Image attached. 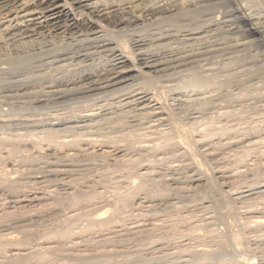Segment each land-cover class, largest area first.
I'll return each instance as SVG.
<instances>
[{"label": "rangeland", "instance_id": "1", "mask_svg": "<svg viewBox=\"0 0 264 264\" xmlns=\"http://www.w3.org/2000/svg\"><path fill=\"white\" fill-rule=\"evenodd\" d=\"M188 1L187 17L179 20L180 25L174 24L179 28L160 24L148 31L156 34L167 28L179 33V38L201 31L199 36L205 41H199L203 45L191 42L196 44L193 46H189L190 42L174 44L178 46L176 54L191 53L189 63L169 72L173 73L167 76L169 80L150 77L144 81L160 94L156 98L168 109V121L163 126L151 122L150 117L131 114L125 107L101 113L94 118V126L82 130L84 126L66 115L71 110L68 104L74 107L79 101L77 96L58 103L45 101L44 109L36 110L20 107L29 99L13 98L11 102L0 97L4 103L16 104L12 109L0 105V139H9L0 144V264H15V260L16 264H243L244 258H250L253 264H264V224L259 228L253 222L256 216L264 215V48L260 43L264 35L259 39L244 35L227 1ZM259 14L255 16L264 15L262 11ZM233 27L238 29L232 31ZM241 42L247 44L238 45ZM10 46H1L0 53H12L15 48ZM20 69L27 70L11 71L10 76L0 73V83L23 81L28 77V67ZM0 92V96L10 95L3 89ZM64 111V117L71 122L65 127L70 129L60 133L58 140L65 142L39 144L37 138L17 136L27 131L25 124L31 117L47 124L52 116ZM121 113L126 118L123 121ZM31 114L36 115L35 119ZM102 116L110 119L102 120ZM46 128L35 126L30 130L39 133ZM246 139L248 142L239 143ZM180 140L187 149L179 145ZM63 143L67 145L64 148ZM235 143L238 144L229 146ZM121 149V153L112 155ZM100 152L106 156L92 157ZM66 153L74 158L63 157ZM120 155L123 161H115ZM197 178L203 179L191 182ZM72 198H80L81 205L73 207ZM102 208L109 209V213L101 218L106 225L98 226L93 215L104 212ZM5 237L14 238V243H4ZM42 243H47V250ZM33 252L40 257L37 253L34 257Z\"/></svg>", "mask_w": 264, "mask_h": 264}, {"label": "bare ground", "instance_id": "2", "mask_svg": "<svg viewBox=\"0 0 264 264\" xmlns=\"http://www.w3.org/2000/svg\"><path fill=\"white\" fill-rule=\"evenodd\" d=\"M187 1L188 0H166L165 2L159 1V0H0V48H2L1 46L7 45V44H10L11 46H13L15 48L14 50L11 51L12 53L14 51L13 54L12 53L8 54L9 51H8V53H0V66H1L0 67V73H2L3 75L8 73L7 75L10 76L9 72L12 71L11 73H13V71H15V70L18 71V69L22 71V69H20V68H27L28 67V74H26V75H28V77L27 76L24 77L26 80H24V78H23V81L21 80V82H19L20 80L19 81L14 80L13 82L12 81L5 82V81L1 80V82L3 81V82H5V84L0 83V90L3 89L7 93H10V95H7L6 97L1 95L0 97L1 98H8V101L13 99V98H14V100L17 99V101H19V98L20 99L21 98L22 99H29V101H27L26 103L25 102L22 103L23 105L20 106V107L27 108L29 110L30 109L36 110V109L43 108V106H44L43 104L44 103L46 104L47 101H51V100L53 102L56 101V103H58V100H62V99L66 100L67 97H76V96H77L76 100H79L73 104L74 107H71L72 105L69 106L70 103L68 104L69 109H71L70 112H68L69 114L66 111H64L63 114L61 112L60 113L58 112L59 114L55 115L54 117L52 116V119H50V120H48L49 118L48 119L45 118L46 120H48L47 124H45L44 120H42L41 118L35 119L34 116H36V115L31 114L30 116L33 115V117H34L33 119H35V120H30L32 117L29 120L26 119L27 121H26L25 125L30 126V127L26 126V129L28 128L27 131L24 130V131H26L25 133L22 132V134H19L17 136L20 138H28V140H29V138L30 139L31 138H37V141L39 144H41V142H47L48 144L51 142L54 143L56 140H58L60 138L59 135L63 134L62 132L64 130L70 129L69 126L65 127L66 125L71 123V122L69 123L68 119L66 118L68 115H71L72 118H74L76 121L74 119L73 120L76 123H79L78 124L79 126H82V127L84 126L82 128V130H84V129L87 130V129H89L88 126L89 127L94 126L93 120L96 116L100 117L101 113L103 115L104 114L103 112L112 110L113 108L128 107L129 110L131 111V112L128 111L129 113H131V114L132 113H138L140 116L142 115V117L143 116L150 117L153 119V120H151V122H155V124H158V125L168 121L167 118L169 117V114L167 116V113H166L168 109L167 110L165 109L166 107H164V105L162 104V102H163L162 100L158 101L159 98L158 99L156 98L157 94H155L154 90L152 91V89L148 88L146 85L148 83L145 84L144 81H146L150 77L151 78L152 77H155V78L161 77V80L163 78L164 81L168 78L167 76H169V78L172 77L173 73H171V75H169L168 74L169 72L176 70L175 68L182 65V64L186 63V65H187V63H189L188 59H191L189 56V54L191 55V53H189L187 55L183 54L185 56H180V54L177 53V54H179L177 56V54L175 53V50L177 49L176 48L177 45L174 46V44L181 43V42L186 44V43L190 42L189 46H193L196 44L190 45L191 42L192 43L193 42H199L200 40H203L202 39L203 36L202 37L199 36V34H201V31L196 32L195 30L193 31L192 29H191V32L193 31L192 33H189V34L185 33L186 35H181L182 38H179L177 36V34H179V33H177V34L171 33L170 30H166L167 28L164 29L165 31H162L161 33H159L160 31L159 32L155 31L156 34H152V32H151V34H148V31H150V29L155 27L156 25H159V27L162 24H166L167 26H174V24L178 23L179 20L186 18L188 14H187V9H186L187 5L185 6V4H187L189 2V1L188 2ZM199 1L201 3H210V4L211 3L212 4H218L221 2L227 1L228 3H230L232 5V9H233L232 13L236 16L238 23L240 24V26H242L244 28V32H245L244 35H246L247 37H254V38H258V39L263 37V35H264V15H263V17L262 16L258 17L255 15H260L259 13L261 11L264 13V0H199ZM254 9H256L257 11H255ZM230 10H227V11H230ZM258 10L260 11L259 13H258ZM223 11H224V9H223ZM218 13L219 12H217V14ZM229 14L231 15V13H229ZM226 15H228V13ZM216 18H222V17L216 16ZM215 21L218 22L219 20L218 21L215 20ZM220 21H222V20H220ZM172 22H175V23H172ZM222 23H226V22H222ZM166 25H164V26H166ZM176 26L177 25H175L174 27H176ZM226 26H228V25H225V27ZM177 27L179 28V26H177ZM170 28L173 29V27H170ZM202 28L205 29L206 27H202ZM207 28H209V27H207ZM162 29H159V30H162ZM236 29H238V28L237 27L231 28L232 31L236 30ZM157 30H158V28H157ZM187 31H190V30H187ZM187 31H185V32H187ZM227 31H230V29H228ZM155 32H153V33H155ZM205 32H207V31H205ZM175 33H176V31H175ZM258 39H256V40H258ZM243 40H245V39H243ZM263 40L260 39V43L264 48V41ZM175 41H177V42H175ZM249 42H251V41H249ZM237 43H239V42H237ZM243 43L247 44V42H243ZM243 43L241 42V44H238V45H242ZM200 45H203V43L202 44L200 43ZM238 45L234 44L233 46L237 47ZM189 46L186 45V47H189ZM244 46H246V45H243L242 48ZM258 46H259V44H258ZM221 48L222 47H220V49ZM239 48L240 47H238V49ZM213 49H215V48H212V50ZM9 50H11V48ZM209 51H210V49H209ZM205 53L207 54L208 51H206ZM205 53H204V55H205ZM196 54H199V52ZM251 59H253V58L251 57ZM196 60H197V58H196ZM198 60H201V59H198ZM189 61H193V60H189ZM195 63H196V61H195ZM199 64H201V63H199ZM2 65H6L7 67L4 66L6 68H2L3 67ZM54 65H56V67ZM36 68H38V69H36ZM40 68L41 69L43 68V69L41 70ZM11 76H12V74H11ZM18 77H20V76H18ZM11 78H13V77H11ZM169 78H168V80H169ZM19 79H21V78H19ZM4 80H6V78H4ZM15 81H18V82H15ZM43 83L44 84L46 83L47 85L43 86ZM11 93H14L13 96L11 95ZM158 95H160V94H158ZM2 100H0L1 101L0 105L6 106V108H9V109L15 108V106H14V105H16V104H14L15 101H13V103H11L12 102V100H11L10 103L9 102L4 103ZM69 100H72V99H69ZM80 100H83V101H80ZM53 102H52V104H55ZM69 102H71V101H69ZM17 103H19V102H17ZM19 104H21V103H19ZM46 107H49V106H45V108ZM52 107H53V105H52ZM242 107H244V106H242ZM64 108L65 107H63V109ZM60 109H62V108H60ZM60 109H57V110L60 111ZM53 110H55V109H53ZM109 112H111V111H109ZM64 113L67 115L66 117H64L65 116ZM72 114H74V115H72ZM138 114H136V115H138ZM120 115H123V114L121 113V114H119V116ZM125 115L128 116V114H125ZM47 117H49V116H47ZM107 117H109V115ZM107 117L104 118L102 116L101 119L105 120ZM120 117H121L122 121L125 118V116H123V118H122V116H120ZM113 118H116V117L112 116V119ZM117 118H119V117H117ZM134 118H138V117H134ZM70 119H71V117H70ZM107 119H110V118H107ZM127 119H129V118H127ZM139 120H141V119H139ZM52 121H54V122H52ZM109 121L111 122V120H109ZM143 121H145V119ZM91 122H93V123L91 124ZM96 122H99V121H96ZM116 122L117 121H115L114 123H116ZM114 123H112V124H114ZM109 124H111V123H109ZM150 124H152V123H150ZM128 125H129V123H128ZM133 125H135V124H133ZM136 125H137V123H136ZM7 126H10V125H7ZM35 126L36 127H38V126L44 127L45 126L48 128L42 129L39 133H36L35 130H32V129H35ZM113 126H115V125H113ZM120 126H122V125H120ZM148 126H150V125H148ZM153 126H154V123H153ZM160 126H163V124ZM60 127H62V128H60ZM71 127H73V126H71ZM206 127H208V126H206ZM210 127H208V128H210ZM30 128H32V129L30 130ZM80 129H79V131H80ZM220 131H221V129H220ZM226 132H227V129H226ZM65 133H67V132H65ZM85 133L86 132H84V134ZM216 133H217V131H216ZM221 133H223V135H224V131ZM221 133H219V134H221ZM243 133H244V131H243ZM86 134L89 135L88 133H86ZM99 134H101V133L99 132ZM73 135H75L74 129H73ZM80 135H81L80 133H79V136L77 135L78 139H79ZM87 135H86V137H87ZM213 135H214V133H213ZM89 136H91V135H89ZM72 137H74V136H72ZM168 137H171V136H168ZM203 137H205V136H203ZM96 138H98V137H96ZM7 139L8 138L0 139V144L3 143V141L5 142ZM90 139H92V138H90ZM71 140H72V138H71ZM71 140H69L70 143H72ZM74 140L75 139H73V141ZM80 140H82V142H83V137H82V139L80 138ZM88 140L89 139H87L85 141H88ZM93 140L95 141V139H93ZM165 140L167 141V139H165ZM165 140H164V142H165ZM249 140H251V139H249ZM58 141H63V139L58 140ZM180 141H182V140H180ZM180 141H179V145H183L184 141H182V142H180ZM63 142H65V141H63ZM77 142H79V140ZM77 142L75 141V143H77ZM88 142H90V141H88ZM245 142H248V140L246 139L245 141H242L239 143H245ZM66 143L65 144L63 143L64 144L63 148H64V146H67ZM93 143H95V142H93ZM167 143H168V141H167ZM58 144L62 147V145L60 143H58ZM67 144H69V143H67ZM91 144H92V142H91ZM236 144H238V143L229 144V146H234ZM77 145L78 144H76V146ZM72 146H74V142L72 143ZM99 146H101V145H99ZM166 146H167V144H166ZM183 146H185V145H183ZM46 147L48 148V146H46ZM68 147L71 149V146H68ZM160 147H162V146H160ZM176 147H177V145H176ZM185 148H186V146H185ZM46 150H48V149H46ZM78 150H79V148H78ZM122 150L123 149L115 150L114 154H112V155H118L119 153L122 152ZM183 151H184V149H183ZM59 153H57V154H59ZM123 153H124V151H123ZM72 155L73 154L70 155V154L66 153L63 155V157L65 156L66 158L67 157L70 158V157H72ZM75 156L78 157L77 154ZM104 156H106V154H104L103 152H100V154H94L92 157H101L102 158ZM185 157H187V156H185ZM194 157L195 156H193V159H194ZM72 158H74V157H72ZM108 158H110V157H108ZM35 159H37V158H35ZM117 159H119V161H123V160H121V155L116 157V160L114 158L111 160L117 161ZM23 161H25V160H23ZM200 166H201V164H200ZM201 168H203V167L201 166ZM200 172H202V171H200ZM192 174H194V173H192ZM192 174H190V175H192ZM202 179L203 178H197L195 180H192L191 182L196 183V182L201 181ZM6 183L7 182H5V184ZM184 183H186V182H184ZM189 185H191V184H189ZM158 192H160V191H158ZM248 195H250V194H248ZM150 197H152V196H150ZM79 201H80V198L78 200L75 198L74 199L72 198L71 204L73 205V207H75L74 205H77V203H79L81 205V202H79ZM21 202H24V201H21ZM30 202H32V201H30ZM102 209H104V208H102ZM108 210L106 209L104 212L101 211V213H96V214L94 213L93 217L94 216L95 217L93 218V222L97 223L98 226L99 225L100 226L106 225V224H104L105 221H103V219H101V218H103L102 216H104L105 214L109 213ZM263 217H264V215H263ZM263 217L262 216H258V217L256 216L254 218L255 220L253 222L256 225H258V227L259 226L262 227V225L264 224ZM90 218H92V217H90ZM91 230H92V228H91ZM94 230H96V227ZM64 231H62V232H64ZM83 232H85V231H83ZM235 235H237V234H235ZM13 239L11 237H5L3 242L8 243V244H13L14 243ZM53 239H55V238H53ZM175 240H177V239H175ZM42 245H43L42 246L43 249H45V250L48 249V247L45 246V245H47V243H42ZM40 250H42V249H40ZM36 251L39 252V250H36ZM37 252H33V253H35L34 257L36 256ZM41 252L43 254V251H41ZM37 254H38L37 256L40 257L41 254L40 255H39V253H37ZM198 255H199V253H198ZM210 255L212 257L213 254H210ZM214 255L218 256V254H214ZM13 259H15V258H13ZM196 260H198V259H196ZM187 261L190 262L189 260H187ZM16 262H17V260H15V264H16ZM242 262H243V264H253L254 261H251L250 258H248V259L244 258V261H242Z\"/></svg>", "mask_w": 264, "mask_h": 264}]
</instances>
